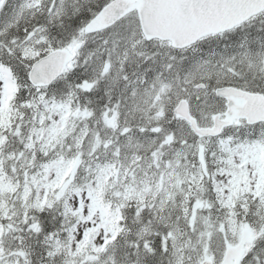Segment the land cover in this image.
Here are the masks:
<instances>
[{
	"label": "snow or ice",
	"instance_id": "6c2138e0",
	"mask_svg": "<svg viewBox=\"0 0 264 264\" xmlns=\"http://www.w3.org/2000/svg\"><path fill=\"white\" fill-rule=\"evenodd\" d=\"M0 264H264V0H0Z\"/></svg>",
	"mask_w": 264,
	"mask_h": 264
}]
</instances>
